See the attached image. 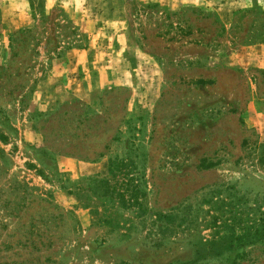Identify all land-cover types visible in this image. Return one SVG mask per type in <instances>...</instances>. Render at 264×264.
<instances>
[{
	"label": "rangeland",
	"instance_id": "1",
	"mask_svg": "<svg viewBox=\"0 0 264 264\" xmlns=\"http://www.w3.org/2000/svg\"><path fill=\"white\" fill-rule=\"evenodd\" d=\"M261 220L264 0H0V264H264Z\"/></svg>",
	"mask_w": 264,
	"mask_h": 264
},
{
	"label": "crops",
	"instance_id": "2",
	"mask_svg": "<svg viewBox=\"0 0 264 264\" xmlns=\"http://www.w3.org/2000/svg\"><path fill=\"white\" fill-rule=\"evenodd\" d=\"M82 55L83 53H81V57ZM80 60H76L75 58L73 61L68 60L69 64L72 65V68L65 64L50 65L49 68L42 74V78L38 81L34 92L37 95V99L49 107L57 103V101H64L71 99L72 97H79L84 90H88L86 87L88 72L86 73L84 68L81 70L79 69V67H82L83 64V61ZM94 71H96L97 75L100 77L105 75L108 76L109 81L106 87L117 85V81L119 79L118 76L125 75V73L123 74L122 72L118 73L116 71H111L110 65L100 66ZM157 83L158 80H156V84ZM136 103V99L134 98V102L128 105V112H131V115L135 112L134 108ZM28 135L32 137L31 132H28ZM107 157L109 156L105 155L104 157H100V159L92 162H84L80 159L64 157L60 159V162L64 165L63 169L69 172L70 175H72V178H77L78 175H81L78 172L77 166L81 165L86 170V174L104 172L106 169Z\"/></svg>",
	"mask_w": 264,
	"mask_h": 264
},
{
	"label": "trees",
	"instance_id": "3",
	"mask_svg": "<svg viewBox=\"0 0 264 264\" xmlns=\"http://www.w3.org/2000/svg\"><path fill=\"white\" fill-rule=\"evenodd\" d=\"M264 239V220H261L258 222V224H254L248 231L241 236H233L231 237V245L233 246V243H240L241 241H245L247 244H251L253 242H256V240Z\"/></svg>",
	"mask_w": 264,
	"mask_h": 264
}]
</instances>
